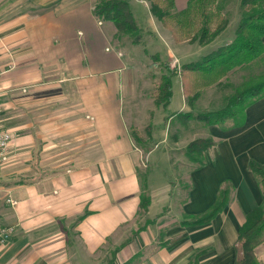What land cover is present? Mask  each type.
Here are the masks:
<instances>
[{
    "label": "crops",
    "instance_id": "crops-1",
    "mask_svg": "<svg viewBox=\"0 0 264 264\" xmlns=\"http://www.w3.org/2000/svg\"><path fill=\"white\" fill-rule=\"evenodd\" d=\"M97 1H0V55L14 63L0 76V128L13 133L0 166V228L13 232L0 244V264H234L239 229L262 202L248 166L264 165V96L240 126L182 123L183 132L195 128L189 142L214 144L187 172L186 189L172 188L171 176L151 164L171 168L173 116L219 109L196 107L202 89L189 104L179 74L207 53L173 41L147 0H139L143 12L128 0L144 48H158L156 62L177 70L170 104L157 106L158 77L138 53L146 49L121 46L114 25L94 15ZM187 2L174 0L175 10ZM223 191L226 204L197 223Z\"/></svg>",
    "mask_w": 264,
    "mask_h": 264
},
{
    "label": "trees",
    "instance_id": "trees-1",
    "mask_svg": "<svg viewBox=\"0 0 264 264\" xmlns=\"http://www.w3.org/2000/svg\"><path fill=\"white\" fill-rule=\"evenodd\" d=\"M150 13L161 25L175 34V42L180 40L198 42L200 45L211 43L224 29L226 19L218 14V22L213 28L214 15L211 11L213 0H188L187 6L180 12L175 11L174 0H147ZM242 15L234 31L232 41L211 50L199 60L183 64L179 70L183 80V88L187 95L192 92V99L199 95V89L218 83L227 73L248 65L252 61L264 57V0H240ZM94 15L100 20L111 22L119 36H127L132 44H139L140 30L131 13L128 0H98L94 6ZM194 33L191 38L182 37L185 32ZM189 35V33H187ZM165 74L157 80L154 103L166 108L171 101V78L176 69H170L163 64ZM201 87V88H200ZM264 96V80L236 91L229 96L225 104L214 111L192 113H179L176 116L186 121L193 120L205 125H219L230 121L235 127L240 126L244 120L245 109L251 103ZM188 97V96H187ZM191 104L190 100L187 101ZM137 132L132 136L138 142ZM213 141L199 138L190 141L185 147V156L188 161L197 166L203 164L202 156L213 146ZM251 170L259 179L261 185L262 202L251 210L239 229L235 243L236 259L234 264H264L257 261L254 249L264 242V165L255 162L249 163ZM140 209L145 210L149 199L141 196ZM226 204V193L223 191L209 214L202 217L197 223L208 221Z\"/></svg>",
    "mask_w": 264,
    "mask_h": 264
},
{
    "label": "rangeland",
    "instance_id": "rangeland-1",
    "mask_svg": "<svg viewBox=\"0 0 264 264\" xmlns=\"http://www.w3.org/2000/svg\"><path fill=\"white\" fill-rule=\"evenodd\" d=\"M0 1L3 2V0ZM133 3L137 4V8H139L142 12L145 10L143 5L139 3V0H133ZM210 7L214 15L213 23H211L212 27L214 28L218 22V18H217L218 14L224 16V18L226 19V24L224 25V29L221 31V33L211 43H209V45L208 44L204 46L200 45L201 47L199 48L198 51L200 52V55L209 53L211 50H214L220 45H222L223 42L225 41L232 40L234 37V31L238 25V22L240 21L243 12L240 4V0H213ZM175 11L180 12L181 10L180 11L175 10ZM166 30L171 35L173 41H175L174 38L177 31L175 30L171 32L168 29ZM187 33H189V35ZM187 33L185 32L183 35H181L182 37L178 36V38H191L192 35L194 34L192 33V31H189ZM140 35H141V40L139 44L142 46V48H144L143 40H142L144 36L141 34V32ZM119 43L121 44V46H125L126 48L131 47L130 45H133L131 40L127 36H122V38H120ZM134 45H138V44H134ZM161 46H163V44ZM144 49L146 50L144 51L138 50V53L139 54L141 53L140 61L143 60L149 65V68H146V70L149 71V75L154 74L155 76H157L158 77L157 80H158L159 76L165 74L166 72L164 70V67H162L163 64H168L169 62L166 61L159 63L156 62L157 58H155V56L157 55L154 53L155 52L154 50H159L158 48L151 49V47L150 48L148 47ZM145 51L146 54L149 55V59L147 60L145 59L146 57V54H144ZM200 58H201L200 56L199 58L197 57V59ZM257 60H254L251 63H249L248 67H245L247 65H243L238 68L236 67V69H233V71L227 73L226 76L223 77L218 83H213L203 88L200 87L203 90V95H202L203 100H201L202 102L198 101L197 103L199 102L200 103L197 104L196 107L204 108L208 104H210V106L212 104L220 108L225 104L227 98L236 91L245 88L247 85H252L261 80H264V57H261ZM201 91L199 92V95ZM208 92H210L209 95H207ZM192 98H193L192 92L188 93L187 101L190 100L191 104L193 102ZM189 121L193 122V120H189ZM187 122L188 121H186V123ZM182 123L183 120L179 119V117L175 115L166 124L168 125L166 130L167 144H169L170 147L169 149L171 150L172 162L171 165L169 164L171 168L163 167V165L157 166L156 163H152L151 168L156 170L159 167L160 170H164L167 175L171 176V180H173V183H171L172 188L175 186L176 183L178 184L179 189L180 190L182 189L184 191L186 189L185 176L192 167L196 166L195 163L188 161V158L184 154L186 144L189 143V140L191 139L190 137L192 135L191 133H193V130H195V128L191 126V123H189L190 126H187V129L183 132V130H181L180 128L182 126ZM181 134L184 135V138H182L181 141H179ZM162 146L163 144L161 145L159 144V149H157L155 152H159ZM256 250H258L257 254H256ZM254 254L258 262L264 263V242L260 243L255 247Z\"/></svg>",
    "mask_w": 264,
    "mask_h": 264
},
{
    "label": "built area",
    "instance_id": "built-area-1",
    "mask_svg": "<svg viewBox=\"0 0 264 264\" xmlns=\"http://www.w3.org/2000/svg\"><path fill=\"white\" fill-rule=\"evenodd\" d=\"M1 48H3L4 51L3 53H5L6 55L10 54L8 48L5 45L1 46ZM13 68H14V63L9 62L7 64H4L0 55V76H2L5 72L12 70ZM12 140H13V133L8 129L5 130L0 128V166L6 164L9 160L8 153ZM8 202L11 205L16 204V202L11 199H9ZM12 232H13V228H8V227L0 228V244L5 243L10 238Z\"/></svg>",
    "mask_w": 264,
    "mask_h": 264
}]
</instances>
